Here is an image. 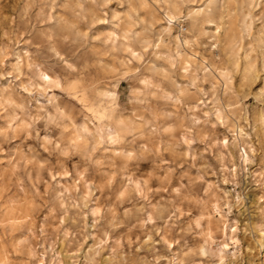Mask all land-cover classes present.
<instances>
[{
    "label": "rangeland",
    "instance_id": "rangeland-1",
    "mask_svg": "<svg viewBox=\"0 0 264 264\" xmlns=\"http://www.w3.org/2000/svg\"><path fill=\"white\" fill-rule=\"evenodd\" d=\"M0 264H264V0H0Z\"/></svg>",
    "mask_w": 264,
    "mask_h": 264
},
{
    "label": "bare ground",
    "instance_id": "bare-ground-1",
    "mask_svg": "<svg viewBox=\"0 0 264 264\" xmlns=\"http://www.w3.org/2000/svg\"><path fill=\"white\" fill-rule=\"evenodd\" d=\"M46 82H48V83H53L54 82V79L53 78H51L50 76H48V75H46ZM243 156V155H242ZM224 246L223 247H226V244L224 243L223 244ZM260 246H262L261 244H260ZM222 247V248H223ZM220 250H221V248H220ZM223 251H224V249H222L220 252L221 253H223ZM226 251V250H225ZM224 251V252H225ZM220 254V253H219ZM221 259H222V254L219 256V262L221 261Z\"/></svg>",
    "mask_w": 264,
    "mask_h": 264
}]
</instances>
